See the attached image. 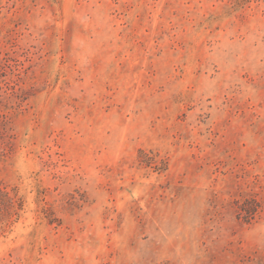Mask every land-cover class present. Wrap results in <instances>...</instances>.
Masks as SVG:
<instances>
[{
  "label": "rangeland",
  "instance_id": "obj_1",
  "mask_svg": "<svg viewBox=\"0 0 264 264\" xmlns=\"http://www.w3.org/2000/svg\"><path fill=\"white\" fill-rule=\"evenodd\" d=\"M0 188V264H264V0H0Z\"/></svg>",
  "mask_w": 264,
  "mask_h": 264
},
{
  "label": "trees",
  "instance_id": "obj_2",
  "mask_svg": "<svg viewBox=\"0 0 264 264\" xmlns=\"http://www.w3.org/2000/svg\"><path fill=\"white\" fill-rule=\"evenodd\" d=\"M15 199L14 197H12V195L5 190V188H0V221L3 219V217L8 213V210L10 207H16L14 205L15 203ZM245 212H247L248 214H254L256 209H243Z\"/></svg>",
  "mask_w": 264,
  "mask_h": 264
}]
</instances>
